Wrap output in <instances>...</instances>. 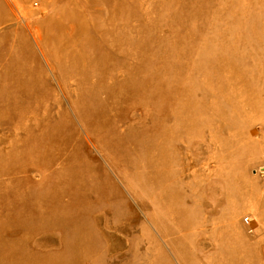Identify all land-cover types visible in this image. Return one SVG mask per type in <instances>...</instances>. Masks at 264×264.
<instances>
[{"label": "rangeland", "instance_id": "rangeland-1", "mask_svg": "<svg viewBox=\"0 0 264 264\" xmlns=\"http://www.w3.org/2000/svg\"><path fill=\"white\" fill-rule=\"evenodd\" d=\"M0 264H264V0H0Z\"/></svg>", "mask_w": 264, "mask_h": 264}]
</instances>
